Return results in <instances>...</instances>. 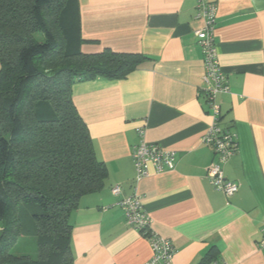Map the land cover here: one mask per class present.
Wrapping results in <instances>:
<instances>
[{"label":"crops","instance_id":"crops-1","mask_svg":"<svg viewBox=\"0 0 264 264\" xmlns=\"http://www.w3.org/2000/svg\"><path fill=\"white\" fill-rule=\"evenodd\" d=\"M217 5V60L229 91L220 93V126L238 149L224 165L240 184L232 196L207 177L216 161L203 137L214 124L195 36L203 27L196 0H79L84 54L109 49L148 59L126 79L77 81L73 100L96 157L108 167L105 186L84 196L70 216V264H145L147 238L116 205L136 185L132 149L146 140L177 152L172 171L137 186L153 228L176 248L172 264H198L216 248L219 264H264V0H211ZM1 71V64H0ZM122 187L114 196L112 188ZM216 264V263H215Z\"/></svg>","mask_w":264,"mask_h":264},{"label":"trees","instance_id":"trees-1","mask_svg":"<svg viewBox=\"0 0 264 264\" xmlns=\"http://www.w3.org/2000/svg\"><path fill=\"white\" fill-rule=\"evenodd\" d=\"M79 0H0V264H70L71 213L107 165L73 100L77 81L126 79L148 58L84 54ZM33 237L37 257L12 252ZM212 248L198 264H219Z\"/></svg>","mask_w":264,"mask_h":264},{"label":"built area","instance_id":"built-area-1","mask_svg":"<svg viewBox=\"0 0 264 264\" xmlns=\"http://www.w3.org/2000/svg\"><path fill=\"white\" fill-rule=\"evenodd\" d=\"M196 6L197 18L203 21V27L194 32L204 56L205 74L202 91L214 118V124L202 140L206 145L213 147L216 155V161L207 170V177L215 190L232 196L239 190L240 184L225 177L224 165L234 156L238 144L235 135L220 126L221 107L217 102V96L228 92L229 87L217 60L215 42L217 5L211 0H196ZM137 134L139 142L132 149L136 185L133 192L121 198L116 205L124 211L126 224L140 232L150 243L152 256L145 264H172L176 248L170 239L160 235L153 228V220L145 210L144 196L139 192L137 185L150 176L174 170L177 152L160 144L148 142L146 127L137 128ZM122 192L119 185L112 188V193L116 197H120ZM258 246L264 249V230Z\"/></svg>","mask_w":264,"mask_h":264},{"label":"rangeland","instance_id":"rangeland-1","mask_svg":"<svg viewBox=\"0 0 264 264\" xmlns=\"http://www.w3.org/2000/svg\"><path fill=\"white\" fill-rule=\"evenodd\" d=\"M12 252L18 255L37 257V243L33 237H22Z\"/></svg>","mask_w":264,"mask_h":264}]
</instances>
